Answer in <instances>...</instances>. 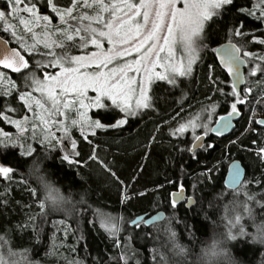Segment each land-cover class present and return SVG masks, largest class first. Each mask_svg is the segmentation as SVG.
<instances>
[{"label":"snow or ice","instance_id":"snow-or-ice-1","mask_svg":"<svg viewBox=\"0 0 264 264\" xmlns=\"http://www.w3.org/2000/svg\"><path fill=\"white\" fill-rule=\"evenodd\" d=\"M207 53L212 61L205 63ZM200 67L206 68L203 80L197 75ZM194 84L202 88V99L192 112ZM244 113L246 127L221 153L231 155L236 146L252 153L259 168L249 173L248 165L233 160L230 178L218 185L220 160L201 159L217 145L205 138L234 128L232 118ZM133 120L152 124L144 158L160 144L175 168L172 176L165 173L154 182L151 193L133 186L135 174L125 182L115 160L99 155L101 137L109 130L123 131ZM0 123L16 129L13 134L0 128V155L16 158L15 165L0 162V249L7 246L9 255L19 257L11 264H185L190 249L180 242L178 229L194 244L195 225L188 220L202 214L209 218L208 209L223 210L225 231L201 250L196 264H245L233 246L264 249V0L239 6L236 0H0ZM73 130L90 148L86 158ZM189 130L191 140L185 136ZM249 137L254 138L245 145ZM185 155L198 171L190 170ZM54 159L75 166L74 175L85 184L79 169L97 165L117 185L121 204L149 194L156 197L154 205L161 204L160 193L171 187L170 213L151 220L96 217L117 254L105 250L106 260L91 256L81 228L82 221L96 225V219H88L91 193L64 194L41 166ZM143 168L139 165L137 172ZM14 190L21 199L12 195ZM158 217L164 225L155 234L144 231ZM125 224L131 231L122 239ZM137 229L152 241L146 255L133 246ZM161 233L165 240L158 243ZM17 236L21 243L27 237L31 246L13 248ZM260 256L264 264V251ZM0 264H9L2 251Z\"/></svg>","mask_w":264,"mask_h":264},{"label":"trees","instance_id":"trees-1","mask_svg":"<svg viewBox=\"0 0 264 264\" xmlns=\"http://www.w3.org/2000/svg\"><path fill=\"white\" fill-rule=\"evenodd\" d=\"M236 3L239 6L246 3V0H236ZM215 39H219L220 43L224 42L222 38L215 37ZM211 46L215 47L217 45L212 44ZM252 47L256 48L257 46L253 45ZM204 60L205 63L211 62L212 54H204ZM205 74V67L197 69V75L200 80L204 79ZM13 76L15 77V74H13ZM225 78L227 79L226 74ZM198 87L200 86L194 84L192 92L190 93L191 99L189 103L193 105L192 112H195L196 110L197 101L202 99V88L198 91ZM185 107H187V105H185ZM217 111L218 114H225L223 109H218ZM94 112L95 110L91 112V115H93ZM247 116L248 113L243 114V116L238 120L236 128L230 135L221 138L209 136L208 139H206L208 141L215 142L217 147L216 150L212 151L210 154H204L201 159H207L210 164L220 160V172L217 174L218 185L222 184L223 180H225L228 166L230 162L235 159H239L243 165H248L249 173H251L253 169L259 168V164L252 153L241 151L236 146L232 147L231 155H222L221 153L223 145L226 144L229 139L236 138V136L243 131L244 127H246ZM146 120L147 118H145V121ZM0 127L5 130H11L10 125L3 123H0ZM151 128V122H137L133 120L129 125L124 127L123 131L109 130L108 136L101 137L102 143L99 150V155L101 157H106L108 160H115V171H117V174L121 177V179L125 180V182H131V178L135 174L138 179L133 186L141 189L146 188L149 193L152 192L155 181L163 180V175L165 173L172 176L175 172L174 165L170 163L168 159L170 156L169 150L160 144L154 145L147 159L144 158L147 137ZM185 136L186 139L191 140V134L189 132L186 133ZM74 138L78 141V150L81 151L82 157L86 158L90 151L89 146L84 143L80 135H77L75 132ZM253 138L254 137H249L248 139H244L243 143L248 145L250 143V139ZM38 152H40V158L43 159V152L40 149H38ZM51 155L55 158L58 156V153L54 152ZM171 158L175 159L176 154L171 153ZM184 160L187 161L190 170H199L197 164L194 161L189 160L187 155L184 156ZM0 162L15 165V154L9 153L7 156L0 155ZM139 165H143L144 168L142 172L138 173L137 168ZM41 166L46 167L49 178L57 187L61 189L64 194H67L69 191H72L75 194L84 189H89L91 193L89 203L92 205V208L88 214V219H96V217L103 218L105 215H112L123 216L125 221H127L130 218H134L137 215L145 213L154 214L159 211H164L166 216L170 213V209L167 208L166 197L168 192L174 190L171 187L160 193L161 197L165 198L161 204L154 205L153 202L156 197L151 194L143 199L133 200L131 203L121 204L117 185L112 183V181L107 178L94 163H90L86 168L79 169L80 175L87 179L86 184L80 180L79 176L74 175L77 171L75 166L71 168H69L67 164L61 166L58 159L45 161V163ZM69 182L72 184L71 189L68 186ZM190 182V180H187L186 184H189ZM12 195L16 199H21V193L19 191L14 190ZM74 198L78 199L79 197L78 195H75ZM24 199H27V197L24 196ZM183 214V210H181V215L183 216ZM223 215L224 212L222 209L219 211L208 209L209 218H206L202 214L195 219H189L188 223L195 225L196 239L194 244L190 242L188 234L183 231L182 227L178 229L180 232V242L187 245L190 249V255L187 257L185 264H196L197 256L201 253V250L204 248H210L213 241L220 238V234L225 231L224 222L221 220ZM189 216L191 217L192 214L189 213ZM16 218V216L12 217L13 220ZM53 218L58 219L59 216H54ZM164 223L165 221L163 220L155 223L154 226H145L144 231L153 232L155 234V228L162 227ZM72 224L73 227L76 226L74 222H72ZM81 228L87 236L89 244L88 251L91 253V256L100 254L104 256V259L106 260L107 256L104 255L105 250L114 256L117 254L113 251L106 232L99 227V219H96L95 227L82 221ZM124 228L126 231L122 234V239L123 235H126L128 231H131L127 224L124 225ZM248 230H252L250 225ZM137 232L139 233V236L134 239L133 246L136 249H139L140 253H144L146 255V245L147 247H151L152 241H145L143 239V233L140 232L139 229H137ZM164 240L165 237L161 233L160 241L158 243H162ZM45 242L47 243V240ZM30 246L31 245L27 242V237H25V242L21 243L19 237L17 236L12 244L13 248ZM44 250L45 249L43 248L40 250L41 255ZM232 250L235 255L241 257L245 261V264H259L261 259L260 253L264 251V249H261L259 245L252 244L235 245ZM81 255H86V253L82 252ZM141 259H143V257H141ZM48 264H54V262L49 261Z\"/></svg>","mask_w":264,"mask_h":264},{"label":"water","instance_id":"water-1","mask_svg":"<svg viewBox=\"0 0 264 264\" xmlns=\"http://www.w3.org/2000/svg\"><path fill=\"white\" fill-rule=\"evenodd\" d=\"M240 118L241 117H239V118L233 117L232 118V122H233L234 128L233 127H230L228 129H223V135L217 136L215 133H210V136H214V137H217V138H221V137H226V136L230 135L234 131V129L236 128V123L238 122V120ZM214 126L215 127H221V125H214ZM205 139H207V137ZM236 160L240 161L239 159H236ZM231 164H232V162L229 164V167H230ZM241 164L243 165L242 162H241ZM229 167H228V171H227V174H226V178L225 179H229L230 178V175L231 174H230V171H229ZM157 213H162L164 216H166V213L164 211H159V212H156L154 214L145 213V214H141L139 216L147 217L149 220H151V217L152 216H156ZM161 221H163V218L162 217H158V219L154 222V224L157 223V222H161ZM150 225H148V226H150Z\"/></svg>","mask_w":264,"mask_h":264},{"label":"rangeland","instance_id":"rangeland-1","mask_svg":"<svg viewBox=\"0 0 264 264\" xmlns=\"http://www.w3.org/2000/svg\"><path fill=\"white\" fill-rule=\"evenodd\" d=\"M179 51H177V56H179ZM91 94V93H90ZM90 115H91V112H90ZM219 115H222V114H219ZM216 118H218V117H214V119H216ZM0 128H2V127H0ZM4 129V128H3ZM4 131H7V132H10V133H13V134H15L16 133V129L14 128V127H12L11 126V130H5L4 129ZM201 130H199V129H197V134H199V132H200ZM74 132L78 135L79 134V131H77V130H73V137H74ZM189 133L191 134V130H189ZM209 136H210V134H209ZM208 136V137H209ZM208 137H207V139H208ZM70 150V149H69ZM0 251H2V253H3V255H4V258H5V260H7L8 262H9V264H11V262L12 261H16V260H19V257L18 256H11V255H9V253H8V251H7V246H5L3 249H0Z\"/></svg>","mask_w":264,"mask_h":264},{"label":"bare ground","instance_id":"bare-ground-1","mask_svg":"<svg viewBox=\"0 0 264 264\" xmlns=\"http://www.w3.org/2000/svg\"><path fill=\"white\" fill-rule=\"evenodd\" d=\"M235 160H236V159H235ZM231 162H232V161H231ZM231 162H230V163H231ZM228 167H229V166H228ZM225 178H226V177H225Z\"/></svg>","mask_w":264,"mask_h":264},{"label":"flooded vegetation","instance_id":"flooded-vegetation-1","mask_svg":"<svg viewBox=\"0 0 264 264\" xmlns=\"http://www.w3.org/2000/svg\"><path fill=\"white\" fill-rule=\"evenodd\" d=\"M237 124V123H236Z\"/></svg>","mask_w":264,"mask_h":264}]
</instances>
